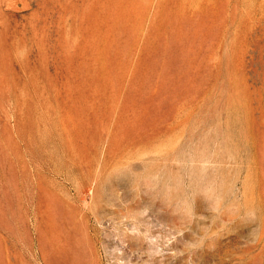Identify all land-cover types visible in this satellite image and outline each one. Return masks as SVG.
<instances>
[{
	"label": "rangeland",
	"instance_id": "1",
	"mask_svg": "<svg viewBox=\"0 0 264 264\" xmlns=\"http://www.w3.org/2000/svg\"><path fill=\"white\" fill-rule=\"evenodd\" d=\"M0 264H264V0H0Z\"/></svg>",
	"mask_w": 264,
	"mask_h": 264
}]
</instances>
